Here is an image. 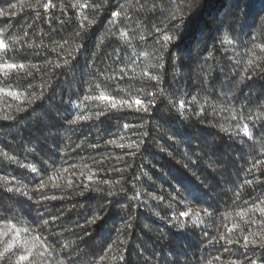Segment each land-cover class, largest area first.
Masks as SVG:
<instances>
[{
	"label": "trees",
	"instance_id": "1",
	"mask_svg": "<svg viewBox=\"0 0 264 264\" xmlns=\"http://www.w3.org/2000/svg\"><path fill=\"white\" fill-rule=\"evenodd\" d=\"M0 264H264V0H0Z\"/></svg>",
	"mask_w": 264,
	"mask_h": 264
}]
</instances>
